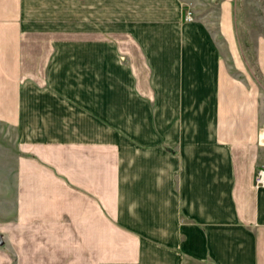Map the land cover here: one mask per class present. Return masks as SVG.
<instances>
[{"label":"crops","instance_id":"obj_1","mask_svg":"<svg viewBox=\"0 0 264 264\" xmlns=\"http://www.w3.org/2000/svg\"><path fill=\"white\" fill-rule=\"evenodd\" d=\"M187 1L0 0V264H264L260 86Z\"/></svg>","mask_w":264,"mask_h":264},{"label":"rangeland","instance_id":"obj_2","mask_svg":"<svg viewBox=\"0 0 264 264\" xmlns=\"http://www.w3.org/2000/svg\"><path fill=\"white\" fill-rule=\"evenodd\" d=\"M224 1L188 0L187 5L190 7L193 17L203 19L214 32H217ZM228 1L231 2L230 15L234 24L238 48L247 68L245 75L253 78L260 86V111L264 121V79L260 75L256 63V45L258 41L264 40V0ZM232 71L240 78H245L241 72L235 69ZM9 150H0V164L9 159Z\"/></svg>","mask_w":264,"mask_h":264},{"label":"built area","instance_id":"obj_3","mask_svg":"<svg viewBox=\"0 0 264 264\" xmlns=\"http://www.w3.org/2000/svg\"><path fill=\"white\" fill-rule=\"evenodd\" d=\"M186 19H193V15L190 11H187ZM255 183L258 187H264V166H261L257 169L255 174Z\"/></svg>","mask_w":264,"mask_h":264},{"label":"water","instance_id":"obj_4","mask_svg":"<svg viewBox=\"0 0 264 264\" xmlns=\"http://www.w3.org/2000/svg\"><path fill=\"white\" fill-rule=\"evenodd\" d=\"M4 240H3V235L0 233V244H3Z\"/></svg>","mask_w":264,"mask_h":264}]
</instances>
